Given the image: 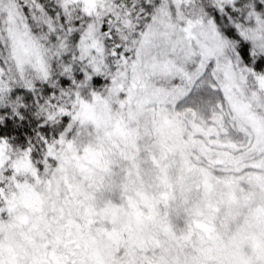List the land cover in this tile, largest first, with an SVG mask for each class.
Wrapping results in <instances>:
<instances>
[{"label": "snow or ice", "instance_id": "snow-or-ice-1", "mask_svg": "<svg viewBox=\"0 0 264 264\" xmlns=\"http://www.w3.org/2000/svg\"><path fill=\"white\" fill-rule=\"evenodd\" d=\"M0 264H264V0H0Z\"/></svg>", "mask_w": 264, "mask_h": 264}]
</instances>
